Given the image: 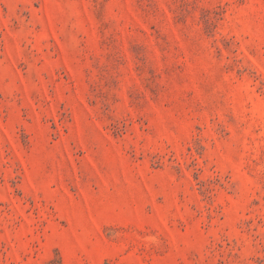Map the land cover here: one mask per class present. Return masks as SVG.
Listing matches in <instances>:
<instances>
[{
  "label": "rangeland",
  "instance_id": "1",
  "mask_svg": "<svg viewBox=\"0 0 264 264\" xmlns=\"http://www.w3.org/2000/svg\"><path fill=\"white\" fill-rule=\"evenodd\" d=\"M0 264H264V0H0Z\"/></svg>",
  "mask_w": 264,
  "mask_h": 264
}]
</instances>
